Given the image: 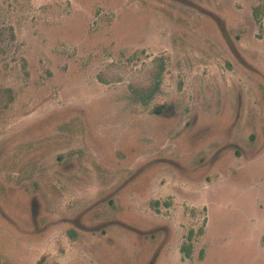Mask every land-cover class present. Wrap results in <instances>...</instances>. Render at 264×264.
I'll list each match as a JSON object with an SVG mask.
<instances>
[{"label": "rangeland", "instance_id": "obj_1", "mask_svg": "<svg viewBox=\"0 0 264 264\" xmlns=\"http://www.w3.org/2000/svg\"><path fill=\"white\" fill-rule=\"evenodd\" d=\"M39 262L264 264V0H0V264Z\"/></svg>", "mask_w": 264, "mask_h": 264}, {"label": "trees", "instance_id": "obj_2", "mask_svg": "<svg viewBox=\"0 0 264 264\" xmlns=\"http://www.w3.org/2000/svg\"><path fill=\"white\" fill-rule=\"evenodd\" d=\"M158 88H159V83L157 82V83L155 84L154 91L157 90ZM154 91L152 92V94H154ZM152 94H151V95H152ZM192 235H193V232H191L189 238H191ZM181 252H182V253L184 254V256H185L186 258H188V259L192 257V248H191V247L182 246V247H181ZM39 264H42V262H39Z\"/></svg>", "mask_w": 264, "mask_h": 264}]
</instances>
